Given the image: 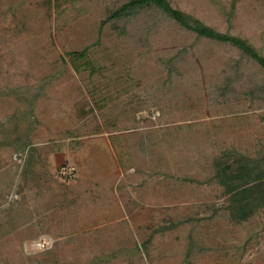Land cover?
<instances>
[{"label":"rangeland","instance_id":"1","mask_svg":"<svg viewBox=\"0 0 264 264\" xmlns=\"http://www.w3.org/2000/svg\"><path fill=\"white\" fill-rule=\"evenodd\" d=\"M129 1L0 0V264H264L215 179L264 168V71ZM169 2L264 57V0Z\"/></svg>","mask_w":264,"mask_h":264},{"label":"trees","instance_id":"2","mask_svg":"<svg viewBox=\"0 0 264 264\" xmlns=\"http://www.w3.org/2000/svg\"><path fill=\"white\" fill-rule=\"evenodd\" d=\"M147 8L158 9L165 17L200 38L236 48L264 71V57L247 41L216 32L192 15L174 9L169 0H132L112 12V17L128 19ZM78 54L80 53H70L67 56ZM215 179L228 199L227 210L230 220L235 224L247 221L259 210L264 209V168L259 161L233 152L223 153L215 164Z\"/></svg>","mask_w":264,"mask_h":264},{"label":"built area","instance_id":"3","mask_svg":"<svg viewBox=\"0 0 264 264\" xmlns=\"http://www.w3.org/2000/svg\"><path fill=\"white\" fill-rule=\"evenodd\" d=\"M62 173L64 174L63 176L66 177L72 175L73 171L71 170L66 171L65 169H62Z\"/></svg>","mask_w":264,"mask_h":264}]
</instances>
